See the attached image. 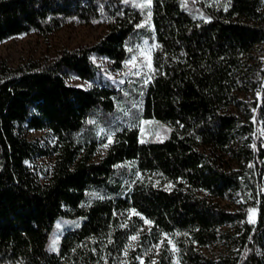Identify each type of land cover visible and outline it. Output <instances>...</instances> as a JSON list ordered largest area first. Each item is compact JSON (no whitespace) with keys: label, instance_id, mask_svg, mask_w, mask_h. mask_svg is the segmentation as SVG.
<instances>
[{"label":"trees","instance_id":"1","mask_svg":"<svg viewBox=\"0 0 264 264\" xmlns=\"http://www.w3.org/2000/svg\"><path fill=\"white\" fill-rule=\"evenodd\" d=\"M216 1L0 0V41L31 30L47 35L71 18L107 24L94 43L42 65L0 62V264H117L136 233L129 264L163 239L181 264H264L256 128L264 125V78L255 79L245 59L264 41V0ZM143 39L156 45L148 79L121 86L104 79L93 57L120 69ZM69 70L91 85L68 84ZM246 83L259 90L249 104L236 93ZM142 119L166 125V136L140 140ZM31 129L48 132L53 144L28 139ZM38 156L53 160L36 167ZM236 194L256 209L255 221L213 200ZM144 220L149 227L139 230ZM58 221L65 227L52 248ZM234 222L237 236L220 230ZM223 236L239 246L234 257L201 251ZM171 256L164 244L157 264Z\"/></svg>","mask_w":264,"mask_h":264},{"label":"rangeland","instance_id":"2","mask_svg":"<svg viewBox=\"0 0 264 264\" xmlns=\"http://www.w3.org/2000/svg\"><path fill=\"white\" fill-rule=\"evenodd\" d=\"M141 5L149 4L150 0H131V2ZM188 0H185V2ZM195 7L199 6V2L205 1L207 4H214L216 0H190ZM144 19L142 23H145ZM107 30V24L104 18L92 19L88 22L81 21L76 18L68 19L63 25L50 32L47 35L41 34L35 30L25 32L18 35L9 36L0 41V62L5 61L11 67L25 66L50 62L55 59L63 49H75L83 45H90L97 41ZM155 42L143 39L132 48L130 54L123 61L122 67L116 69L112 66L110 60L104 57H93V60L100 66L104 79L110 83L121 86L122 83L128 82L132 77H142L148 79L152 73V53L155 49ZM250 70L255 75V79L262 80L264 78V41L256 44L245 56ZM65 80L68 84L87 87L91 85L93 80L82 79L74 72L67 71ZM237 97L242 101L249 104L259 95L258 86H250L246 83V87L237 91ZM233 110L241 113V111L233 107ZM253 111L252 109L250 110ZM242 114V113H241ZM253 118V114L250 115ZM257 131L261 138V144L264 146V125L262 122L257 124ZM168 128L163 123L152 119H142L139 125L140 140L149 139H163L166 136ZM26 137L32 141H36L43 146H51L53 144L52 136L44 130H27ZM112 138L108 137L104 144L98 147V150L93 160H98L104 153ZM51 156H38L34 159L36 167H46L52 162ZM230 168L236 166L233 160L228 161ZM167 187L170 184H166ZM222 208L228 211H245L247 212V220L255 221L257 211L255 208L250 207L244 203V200L238 195L231 197L224 196L214 198ZM249 210H252L251 212ZM133 214L130 211L129 215ZM129 219L125 222L129 225ZM240 222H234L220 228L223 233L228 235L237 236L240 231ZM65 227V223L58 221L56 223L55 231L51 236V246L56 248L59 237ZM149 227V222L144 220L139 230H146ZM135 237V239H132ZM138 233L129 237L124 249L118 255L117 264H129L132 258V252L137 246ZM164 240V239H163ZM162 240V241H163ZM159 242L158 244L149 248L148 251L136 255L138 264H157V259L160 254L162 246L166 245L168 251L172 252L170 264H181L174 253V246L170 240L166 243ZM239 246L232 238L223 236L216 242L201 248V251L209 258L220 260L222 258H232L236 255ZM226 264H229L226 261Z\"/></svg>","mask_w":264,"mask_h":264},{"label":"snow or ice","instance_id":"3","mask_svg":"<svg viewBox=\"0 0 264 264\" xmlns=\"http://www.w3.org/2000/svg\"><path fill=\"white\" fill-rule=\"evenodd\" d=\"M109 142H111V141H109ZM250 212L252 211V210H249ZM132 239H135V237H132Z\"/></svg>","mask_w":264,"mask_h":264}]
</instances>
